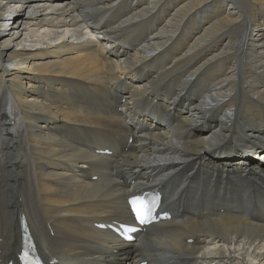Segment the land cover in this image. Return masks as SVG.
Wrapping results in <instances>:
<instances>
[{"label":"bare ground","instance_id":"obj_1","mask_svg":"<svg viewBox=\"0 0 264 264\" xmlns=\"http://www.w3.org/2000/svg\"><path fill=\"white\" fill-rule=\"evenodd\" d=\"M262 144L264 0H0V264H264Z\"/></svg>","mask_w":264,"mask_h":264},{"label":"snow or ice","instance_id":"obj_2","mask_svg":"<svg viewBox=\"0 0 264 264\" xmlns=\"http://www.w3.org/2000/svg\"><path fill=\"white\" fill-rule=\"evenodd\" d=\"M131 204L133 206V212L135 213V218L139 223H145L146 217H150L151 209L146 208L142 202H139L137 200H132ZM128 231H135L134 228H127ZM25 264H31V261L27 259V256H25Z\"/></svg>","mask_w":264,"mask_h":264},{"label":"rangeland","instance_id":"obj_3","mask_svg":"<svg viewBox=\"0 0 264 264\" xmlns=\"http://www.w3.org/2000/svg\"><path fill=\"white\" fill-rule=\"evenodd\" d=\"M14 17V16H13ZM12 22H13V20H10V22H9V25L10 24H12ZM1 30L3 31V28H1ZM10 129V128H9ZM260 146H262L263 148H264V144H262V145H260ZM251 149H253V147H249V148H247L246 150H244V149H241L242 151H244V153L246 152V151H248V152H251ZM256 149L257 150H259L257 147H256ZM260 151V150H259ZM261 152H264V150H262ZM244 153H241V157H243V159H247V157H245L244 156ZM230 153H226L225 155H229ZM253 156H252V158L251 159H256V158H254V156H256L257 157V155H254L253 153H251ZM263 154V153H262ZM250 158H248V160H249V162H250V160H251ZM259 165V164H258ZM259 167H262V166H259Z\"/></svg>","mask_w":264,"mask_h":264}]
</instances>
